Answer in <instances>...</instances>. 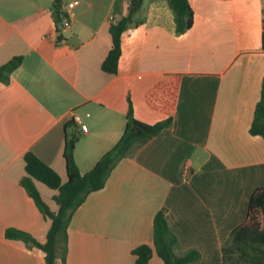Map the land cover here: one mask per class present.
Instances as JSON below:
<instances>
[{
    "label": "crops",
    "instance_id": "obj_1",
    "mask_svg": "<svg viewBox=\"0 0 264 264\" xmlns=\"http://www.w3.org/2000/svg\"><path fill=\"white\" fill-rule=\"evenodd\" d=\"M76 1L61 29L53 0H0V65L22 59L0 82V264H46L40 248L5 236L16 228L43 243L51 224L21 185L24 153L64 182L65 141L76 135L73 156L85 173L120 138L129 99L136 119L170 124L87 195L68 224L66 262L56 264H134L133 248H153L161 208L176 255L195 249L191 264H226L222 248L264 186V139L249 132L264 77V0H189L193 23L182 34L166 0H147L142 22L121 35L115 74L101 63L129 0ZM34 183L57 211V191ZM147 264L163 261L153 251Z\"/></svg>",
    "mask_w": 264,
    "mask_h": 264
},
{
    "label": "trees",
    "instance_id": "obj_2",
    "mask_svg": "<svg viewBox=\"0 0 264 264\" xmlns=\"http://www.w3.org/2000/svg\"><path fill=\"white\" fill-rule=\"evenodd\" d=\"M63 0H53V14L59 20V5ZM173 12L175 29L178 34L187 31L193 23V10L189 0H166ZM143 0H129L125 16L110 24L109 32L112 46L101 63V69L107 73L117 72L118 59L121 54V35L131 26L142 22L141 9ZM262 48L264 49V8ZM21 57L16 56L0 65V82L8 83L10 74L21 63ZM124 130L118 141L106 151L93 165L81 173L75 163L73 149L77 136L67 137L63 149L66 168V180L63 182L59 174L38 158L34 153H24L26 175L21 179V185L33 199L41 213L51 220L46 233V240L41 243L31 234L16 228H8L5 236L10 239L22 240L29 247H38L44 252L46 264H56L57 259L66 262L67 228L74 211L85 201L87 195L104 187L105 182L115 165L128 155L136 143L157 135L170 124L165 119L148 124L133 116L130 99L125 118ZM253 135H260L264 139V77L261 83L260 98L256 103L254 116L249 128ZM34 180H38L57 191L53 199L58 205L57 211H52L42 199ZM178 239L170 229L166 209H159L153 218V248L149 244H140L132 249L135 255L134 264H147L153 251L161 258L163 264H191L196 262L200 254L195 249L187 250L182 255H176L174 248ZM223 258L228 253H237L244 264H264V186L256 187L250 194L244 220L230 233L227 244L222 248Z\"/></svg>",
    "mask_w": 264,
    "mask_h": 264
},
{
    "label": "built area",
    "instance_id": "obj_3",
    "mask_svg": "<svg viewBox=\"0 0 264 264\" xmlns=\"http://www.w3.org/2000/svg\"><path fill=\"white\" fill-rule=\"evenodd\" d=\"M76 3H77L76 0H71L68 2L62 1L60 3L59 10H58L60 13V18L59 20L56 21L58 28L66 29L71 26V22H72L71 12L74 6L76 5ZM72 121L74 124L78 125L82 131L84 132L87 131L88 129L87 125L83 122L81 116L78 115L77 113H73Z\"/></svg>",
    "mask_w": 264,
    "mask_h": 264
},
{
    "label": "rangeland",
    "instance_id": "obj_4",
    "mask_svg": "<svg viewBox=\"0 0 264 264\" xmlns=\"http://www.w3.org/2000/svg\"><path fill=\"white\" fill-rule=\"evenodd\" d=\"M147 0H143L146 3ZM226 264H244V261L238 256L235 252L228 253V257L226 259Z\"/></svg>",
    "mask_w": 264,
    "mask_h": 264
}]
</instances>
